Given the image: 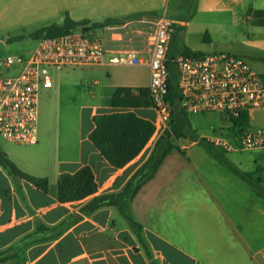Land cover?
I'll use <instances>...</instances> for the list:
<instances>
[{"label": "crops", "instance_id": "0c3cea01", "mask_svg": "<svg viewBox=\"0 0 264 264\" xmlns=\"http://www.w3.org/2000/svg\"><path fill=\"white\" fill-rule=\"evenodd\" d=\"M121 5L120 15L105 20L150 14L156 6L153 0H129ZM191 7L190 20L176 19L179 24L171 38L169 58L176 57L172 53L173 40L184 32L178 55L185 48L191 53H234L264 76V0H196ZM238 24L245 32L242 44L236 45L230 28ZM193 25L203 36V46L214 48L212 51L193 49L187 44L189 27ZM217 35L227 44L217 46L221 43ZM84 68L80 84L68 78L42 91L37 145H16L0 137V152L22 172L49 181L48 192H43L9 175L0 165V253L27 237L31 241L27 248L15 251L12 259L0 264H264V196L220 164L210 154L219 152L215 147L209 151L204 148L206 144H200L201 139L211 135L202 133L187 142H179L184 138L174 141L156 175L130 204L141 226L139 233L115 207L91 214L82 212L95 196L120 192L161 137L154 136L125 167H112L90 140L95 128L93 119L125 111L113 105L118 89L129 88L137 96L148 85L122 77L121 66ZM81 87V99L70 96ZM41 102L53 111L58 105V110L64 112L63 120L39 124ZM69 107H74L78 116L75 124L65 121ZM132 111L153 125L157 119L152 107ZM149 111L154 112L153 118ZM230 154L243 153L225 156L241 171L261 178L264 186L262 166H255V160L254 166L247 165ZM85 166L92 169L98 192L80 201L60 202L57 192L61 176ZM258 168L260 173H256Z\"/></svg>", "mask_w": 264, "mask_h": 264}, {"label": "built area", "instance_id": "2783aa9c", "mask_svg": "<svg viewBox=\"0 0 264 264\" xmlns=\"http://www.w3.org/2000/svg\"><path fill=\"white\" fill-rule=\"evenodd\" d=\"M178 22L160 17L111 20L95 27L81 25L67 34L36 40L23 54L8 56L0 73V137L16 145L35 146L38 104L54 85L50 68L103 65L149 68L148 91L157 114L154 136L170 130L173 106L169 99L174 68L184 114H219L224 123L205 142L222 154L264 152V126L235 125L242 114L264 110V76L243 57L229 52L179 54L168 51ZM152 137V138H153Z\"/></svg>", "mask_w": 264, "mask_h": 264}, {"label": "trees", "instance_id": "16d2710c", "mask_svg": "<svg viewBox=\"0 0 264 264\" xmlns=\"http://www.w3.org/2000/svg\"><path fill=\"white\" fill-rule=\"evenodd\" d=\"M150 15L149 13H137L127 16L124 19H137ZM111 20L104 22H93V26L98 27ZM89 20L76 21L67 13L62 25H50L30 34L28 37L32 40L41 38H54L67 34L70 30L81 25L90 24ZM25 39L24 36L17 38ZM183 54H191L189 49H183ZM170 79L169 99L171 100L172 121L170 130L162 135L156 142L149 158L139 167L132 178L126 183L120 192L108 193L95 196L87 205L82 208L84 214H91L95 211L115 207L126 219L128 225L139 233L141 226L134 219L130 204L142 187L151 180L157 173L165 158L172 151L174 139L182 138L195 139L193 135L188 134L190 124L188 116L178 108V102L181 99L174 76V68ZM114 107L124 109L125 111L112 114L97 115L93 121L95 128L90 135V140L100 154L109 162V164L121 169L134 160L147 146L152 139L155 126L152 122L140 118L132 109L150 108L152 105L148 89L141 88L139 95L134 96L129 88L118 89L113 101ZM249 117L242 114L235 121V125H248ZM201 145L206 144L204 139L200 141ZM210 154L222 165L230 169L234 174L248 182L254 187L259 195L264 196V186L262 179L256 178L254 174L243 172L231 163L225 154L221 152H210ZM0 165L13 177L22 178L32 183L36 188L43 192H48L49 181L46 178H35L22 172L3 152H0ZM258 168L256 173H260ZM98 192V185L92 169L88 166L82 167L74 174H64L58 182V200L60 202H75L86 199ZM30 237L25 238L19 245L11 247L0 253V263L6 262L14 257V252L19 249H25L30 245Z\"/></svg>", "mask_w": 264, "mask_h": 264}, {"label": "rangeland", "instance_id": "374dc122", "mask_svg": "<svg viewBox=\"0 0 264 264\" xmlns=\"http://www.w3.org/2000/svg\"><path fill=\"white\" fill-rule=\"evenodd\" d=\"M129 0H0V73L5 72L1 62L8 56H15L26 53L32 50L36 43L35 40L28 36L43 27L53 24L62 25L66 14L68 13L73 20H89L91 23L106 21L107 17H114L120 15L122 12V3ZM132 2L134 0H131ZM155 4V11L151 12L147 17H160L165 15L167 18L176 20L187 17L191 19L193 14L190 11L191 4H196V0H153ZM124 19V18H122ZM122 19H107V20H122ZM230 32L234 33L232 42L238 45L242 44L240 40L243 39L245 30L239 26L230 28ZM24 36L25 39L18 40L17 38ZM184 32L179 33L173 40L172 53L178 56V50L183 45ZM203 36L199 34L195 25L189 27V34L187 36V44L193 49H200L204 52H210L214 48L204 47ZM217 46L225 45L227 42H222V37L217 35ZM202 45V46H201ZM85 68H64L57 70L50 68V73L53 82L61 81L63 79H71L73 82L81 83L83 70ZM149 68L148 67H121L120 75L125 79L134 80L141 85H149ZM71 97L79 100L84 96L83 87L81 91H73L70 93ZM69 97V96H68ZM42 100V98H41ZM39 124L55 122L63 120V110H58V105H54L55 110L49 109L48 106L40 103ZM150 112V117H154V112ZM67 123L75 124L77 122V115L75 108H67L66 110ZM190 122V129L188 134L195 138L199 134L212 135L224 126L219 114L211 113L205 116L188 114ZM252 125L264 126V111H256L253 114ZM176 141L175 138H173ZM190 136L179 142H187ZM179 142L176 143L178 146ZM14 144V143H13ZM207 146V143H206ZM207 148V147H204ZM230 157L238 158L247 165L262 166L264 168V153H243L230 154Z\"/></svg>", "mask_w": 264, "mask_h": 264}, {"label": "water", "instance_id": "95a60500", "mask_svg": "<svg viewBox=\"0 0 264 264\" xmlns=\"http://www.w3.org/2000/svg\"><path fill=\"white\" fill-rule=\"evenodd\" d=\"M207 148H208L209 151H214V146L211 143L207 144Z\"/></svg>", "mask_w": 264, "mask_h": 264}]
</instances>
